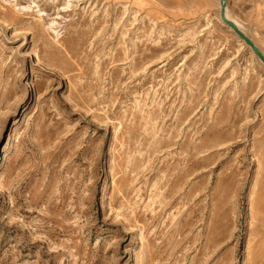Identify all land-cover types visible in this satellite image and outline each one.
Here are the masks:
<instances>
[{
  "label": "rangeland",
  "instance_id": "374dc122",
  "mask_svg": "<svg viewBox=\"0 0 264 264\" xmlns=\"http://www.w3.org/2000/svg\"><path fill=\"white\" fill-rule=\"evenodd\" d=\"M219 0H0V264H264V65ZM264 54V0H227Z\"/></svg>",
  "mask_w": 264,
  "mask_h": 264
},
{
  "label": "water",
  "instance_id": "95a60500",
  "mask_svg": "<svg viewBox=\"0 0 264 264\" xmlns=\"http://www.w3.org/2000/svg\"><path fill=\"white\" fill-rule=\"evenodd\" d=\"M219 5H220V17L222 22L230 29H232V31H234V33L240 38V40L247 45L250 50L253 51V53L256 55V57L258 58V60L260 61V63H262L264 65V54L262 53V51L260 50V48L258 47V45H256L254 43V41L249 38L246 33L239 28L235 22L231 21L228 19L227 17V0H219Z\"/></svg>",
  "mask_w": 264,
  "mask_h": 264
},
{
  "label": "bare ground",
  "instance_id": "6f19581e",
  "mask_svg": "<svg viewBox=\"0 0 264 264\" xmlns=\"http://www.w3.org/2000/svg\"><path fill=\"white\" fill-rule=\"evenodd\" d=\"M227 17H228V19L229 20H231V21H233V22H235V24L239 27V28H241L240 27V25H239V23H237V21L236 20H234L233 18H231L230 17V15H229V12L227 11ZM220 19H221V17H220ZM230 29V28H229ZM243 31H244V29L243 28H241ZM230 30H232V29H230ZM245 32V31H244ZM247 35V34H246ZM248 36V35H247Z\"/></svg>",
  "mask_w": 264,
  "mask_h": 264
}]
</instances>
